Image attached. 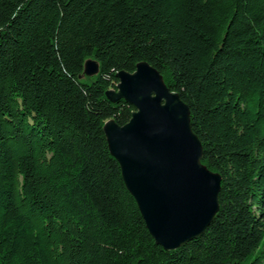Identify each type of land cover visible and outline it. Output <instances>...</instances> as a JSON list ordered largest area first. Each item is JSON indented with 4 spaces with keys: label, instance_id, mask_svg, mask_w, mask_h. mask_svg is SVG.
Segmentation results:
<instances>
[{
    "label": "trees",
    "instance_id": "obj_1",
    "mask_svg": "<svg viewBox=\"0 0 264 264\" xmlns=\"http://www.w3.org/2000/svg\"><path fill=\"white\" fill-rule=\"evenodd\" d=\"M140 62L221 177L212 223L175 251L102 131L129 121L105 93ZM0 264H264V0H0Z\"/></svg>",
    "mask_w": 264,
    "mask_h": 264
},
{
    "label": "water",
    "instance_id": "obj_2",
    "mask_svg": "<svg viewBox=\"0 0 264 264\" xmlns=\"http://www.w3.org/2000/svg\"><path fill=\"white\" fill-rule=\"evenodd\" d=\"M84 63L83 76L98 73ZM111 103L133 107L129 121L113 120L102 131L121 179L157 246L175 251L203 235L219 210L221 177L201 163L202 147L190 126L189 109L161 75L140 62L132 73L118 72Z\"/></svg>",
    "mask_w": 264,
    "mask_h": 264
}]
</instances>
